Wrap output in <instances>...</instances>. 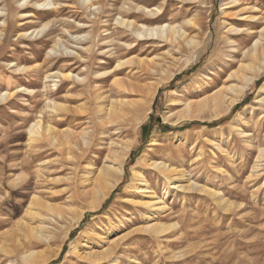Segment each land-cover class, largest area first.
Instances as JSON below:
<instances>
[{
    "label": "rangeland",
    "instance_id": "obj_1",
    "mask_svg": "<svg viewBox=\"0 0 264 264\" xmlns=\"http://www.w3.org/2000/svg\"><path fill=\"white\" fill-rule=\"evenodd\" d=\"M138 7L161 8L152 27L183 28L194 42L137 39L120 22L139 23ZM260 30L264 0H0V96L11 93L0 101V264L57 249L47 264H264V64L231 112L210 106L202 119L179 117L187 103L238 84L230 75L250 63L264 42ZM55 72L84 80L46 78ZM117 101L126 102L122 118L102 134L97 111ZM213 110L221 114L212 119ZM37 121L58 131L60 143L72 131L81 150L31 143ZM86 128L96 130L88 147L78 137ZM122 142L132 145L124 174L91 205L98 171ZM147 163L178 170L176 185ZM136 173L162 210L129 187ZM155 223L175 227L156 236L147 229ZM108 247V261L85 259Z\"/></svg>",
    "mask_w": 264,
    "mask_h": 264
},
{
    "label": "bare ground",
    "instance_id": "obj_2",
    "mask_svg": "<svg viewBox=\"0 0 264 264\" xmlns=\"http://www.w3.org/2000/svg\"><path fill=\"white\" fill-rule=\"evenodd\" d=\"M87 1L88 0H86V2ZM184 1H186V0H184ZM35 4H38V3H35ZM45 4L46 3L39 4L38 6H43ZM47 5H49V6L50 5L56 6L53 2H51V3L49 2V3H47ZM92 6L93 5H91L90 7H92ZM137 10L138 11L140 10L142 12L141 14L143 15V16H140V22L139 23H136V22H133V21H126V20L125 21H122L121 20V22H120V24L122 25V27H125L126 26L127 29H129L130 31H132L131 33L133 35H135V37L137 39H141L142 37H146V38H157V40H163L162 43L163 42L164 43L167 42V43H170V44H177V45L182 40H184L183 42H185L186 44H189V43H193L194 42L193 39H189V40L186 39L185 40L186 32L182 30L183 28L181 29V28H178L176 26H172V27H169V28H166V26H162V27H152L153 24H154V22L159 19V16H160V14L162 12V9L161 8L147 9V8L138 7L136 9V11ZM129 14H131V13H129ZM239 16H240V14H239ZM246 18H248V16ZM251 18H253V17H251ZM248 19H246V20H248ZM253 19H255V18H253ZM256 21H254V22H256ZM187 23L190 24V25H192V26H196L197 25V24L193 23V20H191V19L189 21H187ZM4 24H6V23H4ZM232 29H233V27H230V30H232ZM261 30L263 31V28ZM262 31H261V33H264ZM1 33H2V31H0V34ZM239 33H240V31H239ZM261 37L264 38V34L261 35ZM154 40H156V39H154ZM136 41H138V40H136ZM133 47H135V46H133ZM133 47H131V49ZM201 48L202 49H200L198 51V53H197L198 56L202 55V53L205 52V50H206V47H204V48L201 47ZM86 49L88 50V48H86ZM249 51H250V49H249ZM108 58H111V57H108ZM249 58H250V63L245 64V65H242L241 64V66L239 67V69L237 71L235 70V72H233L230 75V77L232 79L236 80L238 82V84H236V85H230V86H226V87L221 88V90H219L216 93H214V95H212L211 97L205 98V100H203V102H201L199 104L187 103L185 105L184 111L179 115V117H181V119H187V120H192V119H195V118L196 119H202V117L199 115L200 112L202 111V108L203 107H210V106H212L214 108V110L215 109H218V108H220V109L222 108L223 109V113H229V112H231V110L237 105V102L239 101L240 97L244 94V92L246 91V89L248 88V86L250 84H252V82L256 79L257 74L259 73V71L262 70L261 67H258L257 68L256 64L257 63L259 64L261 62L264 64V42L261 45L260 44L259 45L256 44V46H254V48H252V50L249 53ZM127 62H129V61L127 60ZM104 63L105 62H103V64ZM123 65H125V63L121 62V60H120L118 62V64H117V67L116 68L117 69L118 68H121V67H123ZM111 72H114V70L113 71H105V72L102 71V72L98 73V78L100 79V78H103L104 76H108ZM71 77L75 78V80H76V78H77V80H80V81H83L84 80V78L81 79L79 76H75L74 74H72L70 72H68L67 74L66 73L64 74V72L63 73L55 72V73L49 74L46 78H61L63 80H66V79H69ZM53 82H58V81H53ZM114 84L119 87L121 85V81H118L117 80V81H115L113 83V85ZM55 86H56V84H55ZM153 94H155V93H153ZM153 94L147 96V100H146V103L145 104H147V103H149V102L152 101L151 98H153ZM5 96H7L8 98H10L11 97V93H4L3 95H1L0 96V101L5 100ZM12 96H13V94H12ZM262 101L264 102V97L261 100V102ZM52 102H54V101H52ZM58 105H60V104H58ZM124 105H126V102H124V101H117L116 103L109 102L108 104L104 105L103 107H99V109L97 111V114L100 112L102 115L101 116L100 115H97L96 116L95 119L97 120V123L96 122L94 123V128L103 129L104 132L102 131L103 132L102 134H107L108 133V130H107L108 125L109 124H113V123L117 122V120L119 118H122V115L120 113L123 112ZM62 107H64V106L62 105ZM53 109H54V111L56 113L58 111H60L59 110L60 108L57 106V103L55 104V106H54ZM66 110L64 109V111H66ZM214 110H213V112H214ZM212 114H214V115H212ZM212 114H211L210 117L213 119V118L218 117L221 113L220 112H217L216 113V111H215ZM169 118L170 117H168V119ZM118 124L120 125L119 121H118ZM41 125L43 126V124H41V121H37V122H35L29 128V130H28L29 131V140H30L31 143H36L37 144V142L40 139H42L44 141H47L48 144L50 146L54 147V149H57V151H60L63 148H65L67 150V152L68 151L71 152L72 150H74V148H76L79 151L81 150V149H79V147L77 146V144H73L72 143V140L73 139L75 140V138H74V135L75 134H73L72 131L71 132L67 131L66 134H65L66 142L64 143L62 141L60 143L61 137H60V141H59L58 140L59 138L56 136V135H58V133H57L58 131H54L53 130V127H51L50 125H47L44 128ZM95 132H96V130L95 129H92V128H86V129H83L82 130V133L78 137H80V139L82 141V145L84 147H88L89 146V144L91 143V140H92V136H93V134H95ZM65 137H64V139H65ZM104 137H105V135H104ZM154 142L155 141L152 140L151 143H154ZM131 146L132 145H131L130 142H122V143L118 144V150H116V151H114V153H112L113 156H111V158L109 156V159H111L110 164H108L107 166L101 168L98 171V174H97V176H96V178L94 180V183L96 184L95 187H94V191L95 190L96 191H95V195L91 198V202H90L91 205H94V204L102 201L103 199L107 198L109 196V194H110L109 192L113 188H115L117 186V184L120 182V180H121V178H122V176L124 174V169H125L124 168V163H125V159L127 158L128 154L130 153ZM119 148H120V151H119ZM68 154H70V153H68ZM68 158H70V156ZM71 158H73V157H71ZM156 164L157 163H152L150 165V164L147 163V165H150V166H153V167H157L160 170V172H162V174L163 173L165 174V178L167 179V181L169 183V184H167L169 188H170L171 185H174L175 186L177 182H175V183L173 182V177L171 175L173 173H175V171L178 172V170H175L174 167L171 168L172 166L168 167V166H165L164 164H160V165H156ZM181 174L184 175V172L181 173ZM141 181L142 180L139 178L138 173H136V178H135L134 182H132L129 187L131 189H133L134 191H137V192L150 193L149 194V195H151L150 197L153 198L154 200H152V202H147L148 203V207L149 208H152V209L162 210L163 207H160V203H162V202H160L161 199L157 198L155 196V193H153V192H151V191L148 190L147 184H144V186L141 185ZM188 182H189L188 179H184L182 182H180V183H183L182 188L187 187ZM190 187H191V185H190ZM167 190H168V188L166 189V193H167ZM37 201L39 202V200L37 198H35L34 202H36V204H37ZM32 205H34V204H32ZM54 211H59V210L53 209V212ZM57 214H59V216H61V213H57ZM53 215H56V214H53ZM52 217L55 218V216H52ZM77 217H74V220H76ZM174 227H175V225H172V226H169L168 225V226H166V225L161 224V223H155V224L149 225L147 227V229H149V232L150 231L153 232L154 235L159 236V235H162L164 233L166 234V232H168L169 230L173 229ZM43 228L44 227H39L38 228V231H40V233H42L43 232ZM36 233H37V231H36ZM39 236H40V234H39ZM99 238H101V237H99ZM158 238H160V237H158ZM113 242L114 243L115 242L117 243V241H113ZM118 242H120V241H118ZM77 246L74 245V247H75L74 251H78V247ZM110 246H111V243H110ZM117 246H119V245L117 244ZM114 247H116V246H114ZM57 248H60V247H57ZM111 248L108 247V249H104L102 251L100 250V252L97 251V250H95L97 252H95V251H93V252L92 251L91 252H85V254H84L86 256L85 259H87L88 261H90V263H93V262L94 263H97L99 261H102L103 259L106 261L107 260L106 258H109L112 253L114 254V251L112 250L113 248L112 249ZM55 250H53V251H55ZM60 250L57 249V251H55L56 253H53L54 255H50V256L40 254V253H38L36 251L26 252L24 254L22 253L23 256L21 257V260H22L23 264H47L49 261H51V259L53 260V258L55 259L56 257H58L57 255H59ZM78 254H80V253H78ZM79 257H80V255H79ZM88 261H86V262H88ZM115 264H117V263H115Z\"/></svg>",
    "mask_w": 264,
    "mask_h": 264
}]
</instances>
